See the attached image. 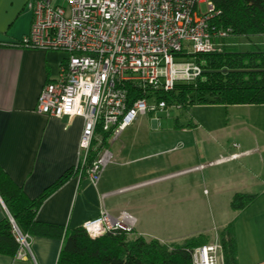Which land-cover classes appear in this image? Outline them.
Instances as JSON below:
<instances>
[{"label":"crops","instance_id":"crops-1","mask_svg":"<svg viewBox=\"0 0 264 264\" xmlns=\"http://www.w3.org/2000/svg\"><path fill=\"white\" fill-rule=\"evenodd\" d=\"M26 2L0 0V168L29 198L74 170L43 200L36 220L68 230L83 226L101 208L112 215L126 211L136 219L134 235L158 239L162 204L176 206L177 217L178 196L191 201L189 194L197 184L206 187L208 204L230 207L235 194H254L257 197L244 209L230 207L229 213L219 208L216 225L191 236L204 234L209 242H219L221 229L233 221L237 264H264V104H193L172 112L168 108L163 114L171 119L160 123L153 115H141L108 144L113 160L94 185L75 171L83 118L36 111L42 87L58 77L66 54L11 45L30 30L32 15ZM229 111L235 112L232 117ZM232 154L239 155L227 159ZM199 164L204 166L201 170L162 178ZM123 188L127 190L117 192ZM8 214L0 196V221ZM30 236L33 259L0 254V264H56L62 240Z\"/></svg>","mask_w":264,"mask_h":264},{"label":"built area","instance_id":"built-area-1","mask_svg":"<svg viewBox=\"0 0 264 264\" xmlns=\"http://www.w3.org/2000/svg\"><path fill=\"white\" fill-rule=\"evenodd\" d=\"M26 5L32 15L30 30L11 45L66 54L58 77L42 87L36 111L50 117L83 118L76 169L81 175L85 168L94 185L113 160L108 144L127 125L140 115L181 108L180 103L159 97L201 73L194 61L179 59L184 47L191 55L221 52L222 40L231 36V29L213 24L221 12L211 0H27ZM135 92L140 96L129 102ZM90 151L96 155L87 164ZM203 167L199 164L162 178ZM8 218L18 243L17 257L33 259L31 236L17 227L10 214ZM135 224L129 212L112 215L101 208L82 227L95 238L116 230L132 232ZM220 261L218 241L192 251V264Z\"/></svg>","mask_w":264,"mask_h":264},{"label":"trees","instance_id":"trees-1","mask_svg":"<svg viewBox=\"0 0 264 264\" xmlns=\"http://www.w3.org/2000/svg\"><path fill=\"white\" fill-rule=\"evenodd\" d=\"M220 10L213 24L231 29V36L264 35V0H211ZM192 61L201 73L193 81L178 82L174 89L160 96L181 106L193 104H264V52H238L224 46L221 52L199 53ZM223 69L227 71L223 72ZM132 101L140 96L132 93ZM106 144V140L104 141ZM96 153L90 151L87 164ZM85 169V168H84ZM84 169L81 176H85ZM79 173V169L75 170ZM74 170L65 172L35 198H29L0 168V196L17 227L29 235L61 239L56 264H192L194 248L209 243L198 234L180 244L167 245L158 239L134 235L135 231L116 230L91 238L84 228L65 230L62 226L36 220L43 200L57 189ZM257 195L237 193L231 201L233 210L251 204ZM223 264H237V246L233 221L219 233ZM18 250L12 225L6 217L0 221V254L14 255Z\"/></svg>","mask_w":264,"mask_h":264},{"label":"rangeland","instance_id":"rangeland-1","mask_svg":"<svg viewBox=\"0 0 264 264\" xmlns=\"http://www.w3.org/2000/svg\"><path fill=\"white\" fill-rule=\"evenodd\" d=\"M224 46H233L238 52H264V35H252L249 37L246 36H236V37H228L222 40ZM193 55H191L190 48L184 47L183 55L180 56L179 59L192 60ZM198 77V76H197ZM171 112L174 110H178L175 107L169 108ZM180 112L184 113V110H180ZM235 113V112H234ZM229 111V117L234 114ZM240 115L244 116H256L258 112L249 113L247 111L238 112ZM260 113V112H259ZM208 114V113H206ZM204 114V115H206ZM260 114H264L261 112ZM141 116V115H140ZM139 118H143L140 117ZM137 117V118H138ZM172 116H166L163 112H158L153 115V118H157L159 123L162 120H169ZM138 118V119H139ZM206 187L201 184L195 185V187L191 190V201H188L186 197L178 196V210L176 211L177 217H174L173 207L170 206L169 203L162 204V222L158 224V228L160 229V235H158V239L162 240L167 245L172 244H180L187 237L195 234L198 229L203 228H211L216 225L214 220L216 214L219 212V208L224 209L230 213V207L226 203H215L211 202L208 204L207 197L204 194V189ZM172 207L171 212L169 213V208ZM189 209H192L193 212H190ZM184 216V217H181ZM135 228V227H134ZM133 228V231L135 230ZM212 231L208 230L207 232ZM211 243V242H209ZM219 264H223V261H220Z\"/></svg>","mask_w":264,"mask_h":264},{"label":"water","instance_id":"water-1","mask_svg":"<svg viewBox=\"0 0 264 264\" xmlns=\"http://www.w3.org/2000/svg\"><path fill=\"white\" fill-rule=\"evenodd\" d=\"M222 71L225 72V71H227V69H223Z\"/></svg>","mask_w":264,"mask_h":264}]
</instances>
